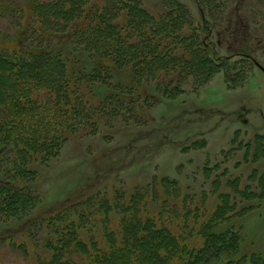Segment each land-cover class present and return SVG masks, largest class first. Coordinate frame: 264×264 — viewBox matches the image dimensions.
<instances>
[{
    "label": "rangeland",
    "instance_id": "rangeland-1",
    "mask_svg": "<svg viewBox=\"0 0 264 264\" xmlns=\"http://www.w3.org/2000/svg\"><path fill=\"white\" fill-rule=\"evenodd\" d=\"M39 1L0 0V50H51L79 77L91 75L100 62L97 56L74 42L72 29L41 30L33 12ZM140 1L154 16L167 11L165 0ZM176 1L189 10L216 58L227 60L233 71L222 65L201 84L193 76L176 79L178 73H172L171 90L158 78L137 83L132 69L112 66L108 81L85 83L91 110L108 105L106 116L95 121L93 130L77 129L48 162L33 161L30 184L40 197L38 211L8 220L0 213V264H48L58 239L49 235L46 221L36 220L88 198L95 205L103 199L101 204L110 207L107 218L102 212L88 216L78 231L102 251L110 247L107 231L121 242L123 227L138 218H150L201 250L206 237L200 225L227 198V219L214 231L233 238L237 248L231 255L264 257V0H226L215 15L197 0ZM107 2L92 0L87 8ZM14 81L7 78L6 84ZM108 97L126 104L130 99L133 112L117 104V113L114 104H104ZM4 148L0 136V153ZM4 168L0 165V175ZM68 210L77 221L82 206ZM220 262L214 258L209 264Z\"/></svg>",
    "mask_w": 264,
    "mask_h": 264
},
{
    "label": "trees",
    "instance_id": "trees-1",
    "mask_svg": "<svg viewBox=\"0 0 264 264\" xmlns=\"http://www.w3.org/2000/svg\"><path fill=\"white\" fill-rule=\"evenodd\" d=\"M165 1L167 11L159 16L148 13L140 0H108L104 7L91 9L87 7L92 0L37 2L33 12L38 16L41 30L72 29L74 42L97 56L100 62L91 75L79 77L70 62L51 50H27L17 54L0 50V136L5 147L0 153V165L5 167L0 175L3 219L28 216L39 204L40 197L30 184L35 178L33 161L48 162L59 154L77 129L87 125L93 130L92 127L97 126L95 121L106 116L103 114L109 109L108 105L91 110L93 102L83 91L85 83L108 81L112 66L132 69L137 83L158 78L171 90L174 77L169 76L172 73H178L176 79L181 74L193 76L201 84L223 66L233 71L231 64H226L227 60L216 58L208 38L197 33L189 10L176 0ZM224 1L197 0V3L203 11L207 9L210 15H215L214 9ZM122 15H126V19L121 21ZM46 73L51 77L46 79ZM10 77H15V81L8 85L6 81ZM128 102L108 97L104 104H114L117 113V104L126 105L124 110L130 113L133 112L130 103H134L130 99ZM224 202L209 221L200 225L206 244L198 251L167 228H158L150 218H138L133 225L124 226L121 242L114 232L107 231L110 247L102 251L95 243L88 244L78 232L85 227L88 216L100 212L106 218L109 215V206L95 205L91 198L50 212L49 217L36 222L46 221L49 235L54 233L58 239L57 246L50 247L53 254L48 264H132V256L138 259L137 264H209L214 258L224 260L222 264H264V257L258 254L231 255L237 248L233 238L227 239L214 231L221 220L227 219L230 210L227 198ZM80 205L82 210L75 213L77 222L68 208ZM156 240L162 245L158 246Z\"/></svg>",
    "mask_w": 264,
    "mask_h": 264
}]
</instances>
